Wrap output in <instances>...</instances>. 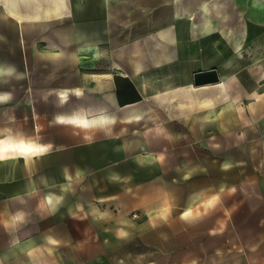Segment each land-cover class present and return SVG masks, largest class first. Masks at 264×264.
<instances>
[{
  "label": "crops",
  "instance_id": "crops-1",
  "mask_svg": "<svg viewBox=\"0 0 264 264\" xmlns=\"http://www.w3.org/2000/svg\"><path fill=\"white\" fill-rule=\"evenodd\" d=\"M0 264H264V0H0Z\"/></svg>",
  "mask_w": 264,
  "mask_h": 264
},
{
  "label": "water",
  "instance_id": "water-1",
  "mask_svg": "<svg viewBox=\"0 0 264 264\" xmlns=\"http://www.w3.org/2000/svg\"><path fill=\"white\" fill-rule=\"evenodd\" d=\"M217 72L215 70L203 71L194 74L193 85L203 86L218 82Z\"/></svg>",
  "mask_w": 264,
  "mask_h": 264
},
{
  "label": "built area",
  "instance_id": "built-area-1",
  "mask_svg": "<svg viewBox=\"0 0 264 264\" xmlns=\"http://www.w3.org/2000/svg\"><path fill=\"white\" fill-rule=\"evenodd\" d=\"M132 217L133 218H137V214H132Z\"/></svg>",
  "mask_w": 264,
  "mask_h": 264
},
{
  "label": "bare ground",
  "instance_id": "bare-ground-1",
  "mask_svg": "<svg viewBox=\"0 0 264 264\" xmlns=\"http://www.w3.org/2000/svg\"><path fill=\"white\" fill-rule=\"evenodd\" d=\"M133 115V114H132ZM112 118V117H111ZM134 118H135V116H134Z\"/></svg>",
  "mask_w": 264,
  "mask_h": 264
}]
</instances>
